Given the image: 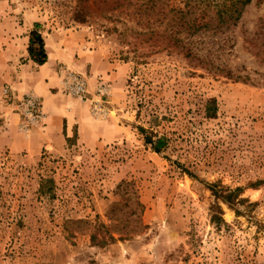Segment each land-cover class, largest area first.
I'll return each mask as SVG.
<instances>
[{
    "label": "rangeland",
    "instance_id": "374dc122",
    "mask_svg": "<svg viewBox=\"0 0 264 264\" xmlns=\"http://www.w3.org/2000/svg\"><path fill=\"white\" fill-rule=\"evenodd\" d=\"M128 1L146 3L84 0L79 21V0H0V264H264V0L229 44L203 50L241 79L164 48L157 8L137 15ZM32 31L59 43L87 34L75 55L84 69L55 66L73 131L41 151L43 100L13 88L33 62ZM65 71L86 81L89 101L66 92ZM151 133L166 138L162 152ZM237 188L249 202L214 195Z\"/></svg>",
    "mask_w": 264,
    "mask_h": 264
},
{
    "label": "trees",
    "instance_id": "16d2710c",
    "mask_svg": "<svg viewBox=\"0 0 264 264\" xmlns=\"http://www.w3.org/2000/svg\"><path fill=\"white\" fill-rule=\"evenodd\" d=\"M83 1L79 0V4L75 7V17L79 21H85L88 15L86 8L82 6ZM128 2L135 7L137 15L140 14L141 9L147 11L149 8L152 11L157 8V21L165 26L161 34L168 40L164 48L177 50L190 62H195L209 72L224 73L231 78L241 79L239 76L234 77L235 75L226 66L215 65L211 57L213 51L203 53V50L210 43L218 44L222 49L231 42L229 33L238 26L246 7L252 0H185L181 7L169 4V0H146L145 4H138V1ZM28 55L37 66L44 65L48 60L44 38L37 31L31 32ZM140 130L145 131L141 127ZM145 142L150 143L156 153L162 152L167 147L166 138L158 137L154 133L146 135ZM240 191L241 189L238 188L226 193L214 191V195L216 199L231 205L249 202L247 199L238 197ZM251 205L248 203V206ZM217 206L211 221L220 226L223 223V213L220 206Z\"/></svg>",
    "mask_w": 264,
    "mask_h": 264
},
{
    "label": "crops",
    "instance_id": "0c3cea01",
    "mask_svg": "<svg viewBox=\"0 0 264 264\" xmlns=\"http://www.w3.org/2000/svg\"><path fill=\"white\" fill-rule=\"evenodd\" d=\"M86 35L85 31H77L73 35V39H62L59 43L57 42V38L60 39L58 35L54 33L47 34L45 38V48L48 56L47 62L42 66H37L38 68L26 77V73L29 71L28 69H33V66H36L33 62L29 61L28 65H26V69L28 68L27 72L21 76L23 83L19 85L14 84L13 86L18 96H23L27 92H33L43 100L47 127L45 128V133H40V151L48 141H59V144L63 143L65 141V136L63 135L64 130L66 131V138L71 136L73 131V126L76 121L70 123L72 110L67 107L70 103L63 106L58 102L64 98H61V94L55 90L58 87L55 66L60 62H73L76 67L83 70L85 67L84 61L75 60V55L76 53L81 54L80 45L83 43L82 41L86 40ZM36 133L38 134L39 132L31 131V134Z\"/></svg>",
    "mask_w": 264,
    "mask_h": 264
},
{
    "label": "built area",
    "instance_id": "2783aa9c",
    "mask_svg": "<svg viewBox=\"0 0 264 264\" xmlns=\"http://www.w3.org/2000/svg\"><path fill=\"white\" fill-rule=\"evenodd\" d=\"M64 76L66 79V92L70 96L77 97L78 99H81L83 101H89L86 81L81 76L71 71H65ZM98 91L101 95L104 93L102 87H99ZM29 104L31 107V114L35 121L38 122V120H41L43 116L40 105L36 101H29Z\"/></svg>",
    "mask_w": 264,
    "mask_h": 264
}]
</instances>
